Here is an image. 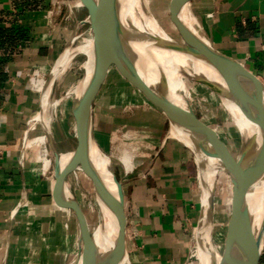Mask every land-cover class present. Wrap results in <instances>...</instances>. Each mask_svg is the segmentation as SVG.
<instances>
[{
	"label": "crops",
	"instance_id": "obj_1",
	"mask_svg": "<svg viewBox=\"0 0 264 264\" xmlns=\"http://www.w3.org/2000/svg\"><path fill=\"white\" fill-rule=\"evenodd\" d=\"M54 4L0 0V264H68L71 230L77 233L72 211L55 200L53 174L46 177L24 147L40 108L29 76L54 65L71 36L57 23ZM187 7L214 50L256 82L264 103V0H189ZM166 142L122 182L127 264L189 262L201 211L197 170L181 147ZM40 212L47 220L35 222ZM258 264H264V246Z\"/></svg>",
	"mask_w": 264,
	"mask_h": 264
},
{
	"label": "rangeland",
	"instance_id": "obj_2",
	"mask_svg": "<svg viewBox=\"0 0 264 264\" xmlns=\"http://www.w3.org/2000/svg\"><path fill=\"white\" fill-rule=\"evenodd\" d=\"M147 1L151 16L153 15V18L157 20L172 40H177V42L189 41L187 37L178 30L177 20L172 7L173 0ZM83 4L84 2L80 0H55L54 4L55 17L58 20L57 23L60 22L71 35L69 41L73 37H77L75 41L76 44L81 38H88L91 35L90 26L85 22L87 9L83 7ZM68 42L65 44L62 52L65 50ZM86 50L90 52L91 49ZM87 56L88 53L77 54L69 70L60 79L52 82L53 84H50V75L57 59L50 68L41 71L34 69L29 76L30 85L34 93H36L40 99L39 112L42 111L40 97H42L46 89L48 90L49 99L51 101L60 99V105L56 109V115L50 116L49 128L46 131L47 149L49 151L48 158L52 162L53 154L49 141H51L55 149L62 154L68 153L75 148L77 126L71 116V103L75 97V93L69 94V91L78 86L83 80L86 71L83 65L87 61ZM137 70L140 77V80H136L138 81V85L144 88L155 100L149 81L142 75L139 68ZM122 71L124 75L129 73L125 68H123ZM183 76L186 78L185 75ZM32 78L34 79L33 82L31 81ZM185 83L195 95L192 98V103L189 104L192 114L202 126L213 133V148L210 152V157L212 154H225L227 156L226 158L229 157L232 159L239 146V134L234 122L230 121L226 116L219 97L213 91L201 86L197 80L186 79ZM37 114L38 113H36V115ZM36 115H34V118ZM34 118H32V121L28 125L24 147L32 151L34 153V158L38 160V145L35 143L28 145V141L34 139L36 136L43 135L45 131H43L39 119ZM169 129L170 124L161 110L148 101L143 94L121 74L117 66L112 64L108 68L104 80L99 84L93 100L92 132L100 151L108 158L109 167L112 169L116 178L120 182H124L132 171H135V167L138 164L155 155L159 147H161L164 138H167L166 144L171 141L178 147H181L184 153L188 155L190 159H193L195 163V154L193 150L175 140V135L173 133H168ZM121 146L125 149L134 146L136 151V165L133 170L127 174L124 172L117 159L115 148H120ZM222 167L223 169L219 170V172L214 175L212 174L210 177L214 180V184L211 190V207L208 224L203 233H209V224H213L221 229L222 237L219 244L215 243L212 236L210 237L213 243L216 244L219 254L224 245L223 235H226L225 225L229 218L232 205V181L230 182V173L225 166ZM196 170L195 181L202 198L203 191L198 184L197 166ZM44 172H46V177H51L53 174L52 165ZM65 182L66 188L81 208L86 219L88 231L93 232L99 221L98 208L100 209V207L98 197H95L93 186L89 178L80 169H77L67 175ZM58 192L57 190L55 191V200L57 202L60 201V193ZM68 215L71 221V229H73V212H69ZM34 217L35 222L47 220L46 212H40ZM50 219L51 223H55V235H57L60 219L56 215L53 219ZM199 228L200 214L198 215L195 225H193L191 229V247L188 264H198V261L192 254L197 247L196 240ZM26 230H29V228L26 227ZM71 231L72 237L70 238L69 244L70 256L68 264L74 261L76 258L75 255L77 256L79 251V247L75 244L74 229ZM116 259H120L121 262H116L115 264H127L126 251H120Z\"/></svg>",
	"mask_w": 264,
	"mask_h": 264
},
{
	"label": "bare ground",
	"instance_id": "obj_3",
	"mask_svg": "<svg viewBox=\"0 0 264 264\" xmlns=\"http://www.w3.org/2000/svg\"><path fill=\"white\" fill-rule=\"evenodd\" d=\"M103 2L108 15L122 29L123 38L136 59L137 67L149 81L155 101L162 107L168 109L167 115L171 120L168 133H173L179 141L193 150L195 163L198 168V184L203 191L201 206L206 208L209 193L214 184V180L210 177L212 174L214 175L223 169L222 166L228 167L231 163L222 154L206 157L202 154L203 146L201 147V143L199 147L194 145L196 140L198 141V137H202V134H204L209 141L205 148L208 151L212 149L210 143L211 133L209 134L204 127L200 126L190 110L189 104L192 103V98L195 95L186 86V79L197 80L204 88L219 92V96H217L221 101L225 114L230 121L234 122L239 134L237 152L241 144L246 145L251 140L255 142V145H258L260 141L259 129L256 125L244 118L238 103L229 95L216 69L185 55L162 49L165 46L164 42L172 39L163 30L157 20L153 18V15L151 16L147 0H103ZM188 13L187 1H184L180 12L182 22L194 35L200 38L203 37V32L194 25ZM130 35H132L131 40ZM76 39L77 37H73L66 45L65 50L57 58V62L51 71L50 84L60 79L69 70L77 54L88 53L87 61L83 65L86 68V71L84 70V78L78 86L69 91V94L75 93L78 95L83 91L91 76L94 67L96 44L92 32L88 38H81L77 44L75 43ZM86 49L91 50L89 52ZM160 77H164L166 80L164 86L159 84ZM40 98L42 111L33 118L39 119L42 129L45 132L41 136L30 139L28 145L34 143L38 145V160L44 172L52 165V161L48 158L49 151L47 149L46 131L49 128L50 116L56 115V109L60 105V99L51 101L47 89ZM88 140L90 145V161L99 173L104 185L112 194H115L116 187L109 169L108 158L100 151L93 136L89 135ZM115 149L117 159L124 172L126 174L130 173L135 167V159H137L134 146L128 149H125L123 146ZM72 156L73 150L65 154H60V167L63 168L68 165L72 160ZM65 195L66 197L71 196L67 188L65 189ZM98 203L100 207V209L98 208L99 221L94 231L90 232V234L100 252L107 253L104 256L106 259L111 256L116 258L121 249L116 242L118 231L116 221L110 212L112 199L110 197H98ZM246 204L251 216L249 228L252 234L257 237L262 231L264 221V176L248 191ZM204 217L203 213L202 219ZM209 229V233L206 232L202 235L199 240V245H197L195 252L192 254L198 261V264H218L221 257V254L217 252L216 244H219L222 231L213 224H209ZM211 236L216 244L213 243L210 238ZM262 243L263 237H261ZM75 244L78 247L81 246L77 233L75 235ZM78 256L77 254L74 261L70 264H78Z\"/></svg>",
	"mask_w": 264,
	"mask_h": 264
},
{
	"label": "water",
	"instance_id": "obj_4",
	"mask_svg": "<svg viewBox=\"0 0 264 264\" xmlns=\"http://www.w3.org/2000/svg\"><path fill=\"white\" fill-rule=\"evenodd\" d=\"M83 7L87 9L85 22L89 24L90 30L95 38V59L91 76L80 94H75L71 103V116L76 122L77 135L75 148L71 162L65 167H60V152L49 141L53 154V178L55 190L60 193V201L64 203L72 212L75 219L76 230L80 244L78 251V264H115L121 262L111 256L106 259L107 253H101L96 247L93 238L88 231L86 220L78 202L72 197H66L65 179L68 174L80 169L90 180L95 197H110L112 199L110 212L117 225L116 242L122 252H125V216L123 211V188L112 169V179L116 187V193L112 194L104 185L99 173L92 165L89 158L88 136H93L92 132V106L93 100L99 84L104 80L108 68L115 64L121 74L136 87L143 96L157 107L165 115L169 124L171 120L167 115L168 109L156 102L148 92L138 85L140 77L138 75L136 59L130 51L128 44L123 38L120 29L108 15L103 0H80ZM184 1L173 0L172 7L177 20V27L180 32L187 37L186 42L170 40L165 43L162 49L172 53L185 55L203 64L210 65L219 72L229 95L238 103L242 115L250 123L256 125L260 133L258 145L251 140L248 144L240 146L233 158H226L231 163L226 167L230 173L232 181V205L229 218L226 222V235L218 264H258L261 251L264 246V221L260 235L255 237L249 228L250 212L246 204V195L250 188L264 176V103L261 92L256 82L247 75L236 63L214 50L210 43L203 37L194 35L184 25L180 18V12ZM130 40L132 35L129 36ZM134 37V36H133ZM123 68L129 73L123 74ZM133 80V81H132ZM166 80L160 77L159 84L164 86ZM212 91V90H211ZM218 95L219 92L213 90ZM219 96V95H218ZM196 118V117H195ZM197 120V119H196ZM198 122V120H197ZM199 123V122H198ZM200 124V123H199ZM200 126H202L200 124ZM204 127V126H202ZM205 128V127H204ZM210 134V143L213 148V133L205 128ZM195 146L202 147V154L210 157V152L205 146L209 142L204 134L198 137ZM201 143V144H200ZM200 144V145H199ZM216 154H212L214 156ZM223 155V154H222ZM211 156V157H212ZM232 175V179H231ZM211 207V192L208 197L206 208L201 206L200 228L197 235V245L208 224ZM204 213V219H202ZM261 237L263 243L261 244ZM215 264V263H212Z\"/></svg>",
	"mask_w": 264,
	"mask_h": 264
}]
</instances>
